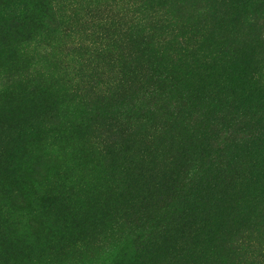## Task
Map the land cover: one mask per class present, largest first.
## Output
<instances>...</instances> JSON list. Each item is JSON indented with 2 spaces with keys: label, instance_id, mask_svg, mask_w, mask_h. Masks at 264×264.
I'll list each match as a JSON object with an SVG mask.
<instances>
[{
  "label": "trees",
  "instance_id": "obj_1",
  "mask_svg": "<svg viewBox=\"0 0 264 264\" xmlns=\"http://www.w3.org/2000/svg\"><path fill=\"white\" fill-rule=\"evenodd\" d=\"M96 1H101L104 9L99 16L91 15L88 37L93 42L83 45L107 59L113 43L108 44L102 33L110 30L112 17L107 11L114 9L115 0ZM81 4L82 0L1 1L0 20L21 18L28 22L39 16L43 20L41 34L56 38L70 23L69 6ZM28 5L32 15L23 16ZM123 5L129 25L118 38L127 40L132 60L143 61L145 69L126 82L102 77L107 69L99 77L94 75L99 58L78 63L74 77L47 73L42 65L33 76L53 86L57 94L52 97L53 111L39 107L37 118L26 127L30 135L39 133L36 148H22L25 139L20 136L15 149L9 150L6 143H2L4 150L0 149V172L15 180V186L24 190V198L44 201L45 194L49 201H61L62 205L75 201V194L66 192L71 189L66 179H72L67 172L72 163L63 165L66 172L61 176L66 178L46 173L45 182L36 180L35 174L43 175L52 166L49 163L56 164L61 157L77 161L85 152H101L105 158L115 153L122 160L112 185L116 201H122L111 214L116 219L101 232L88 228L83 239L74 240L70 230L78 221H63L67 218L60 214L64 208L52 207L56 222L47 224V243L26 233L34 227L24 221L15 240L3 235L0 252L22 240L41 249L52 244V237H59L53 243H71L77 251L108 243L114 252L132 247L140 253L181 237L178 260L183 264L204 251L216 212L234 195L252 190L250 206L241 211L250 216V224L236 234L227 250L239 255L231 264H264V201H260L264 199V0H123ZM39 54V61L56 67L57 60L49 61L47 51ZM60 64L58 61L57 66ZM18 70L5 71L2 81L13 84L29 76V72L22 76ZM155 78L168 80L182 91L180 96L172 93L163 101L172 111L170 120L151 128L152 119L147 117L121 128V119L113 112L149 99ZM58 111L80 122L77 131L86 122L102 123L94 131L96 143L91 137H77L70 125L57 126L50 136L41 134L56 124ZM30 175L33 180L27 183L25 177ZM38 208L36 203L19 217H30ZM70 236L72 241H65ZM56 254L53 251L49 256L52 263L57 262Z\"/></svg>",
  "mask_w": 264,
  "mask_h": 264
},
{
  "label": "rangeland",
  "instance_id": "obj_2",
  "mask_svg": "<svg viewBox=\"0 0 264 264\" xmlns=\"http://www.w3.org/2000/svg\"><path fill=\"white\" fill-rule=\"evenodd\" d=\"M16 1L21 2L23 0ZM123 6V0H115L112 5L114 9L107 11L109 12L108 15L112 17L110 20L112 24L109 25L110 30L104 29L102 34L108 38V44L113 43L112 55L110 57L106 55L107 59H104V56L98 51H91L83 45L90 44V41L93 42V39L88 37L90 33L88 26L91 22V15L96 17L102 13L101 10L104 8L101 1L82 0V4L77 8L76 5L69 6V10L66 12L70 15V23L61 28V32L56 38L47 37L46 33L41 34L43 20L39 16H34V21L28 22L21 18L13 21L0 20V149L4 150L2 143L8 144L9 150L15 149L20 136L25 139L20 145L22 148L26 146L36 148L39 133L30 135L26 131V127L30 125L29 123L33 119L37 118L39 107H45L43 110L46 111L52 109V97L57 94L53 92V86L47 85L46 81H38V78L33 76L39 74L43 66V70L47 73L51 72L62 77H74L75 67L78 63L81 65L82 62L88 61L90 58H99L100 64L95 67L94 75L99 77L100 73L107 69L102 77L104 75H107L105 77L107 79L119 77L126 82L133 79L137 72L145 69L146 65L143 61L134 62L132 60L131 47L127 40L118 38L120 31L129 25L128 17L123 15L127 7L123 8ZM28 12L32 15L30 5L25 8L22 15L24 16ZM43 51L48 52L49 61L56 59L57 65L58 61H61L59 67L57 65L56 67H49L50 65L39 61V53ZM119 58H123L124 62L120 63ZM16 68L19 69L17 72L20 75L23 76L24 73L29 72V76L13 84L7 83L6 80L5 82L2 81L6 76L2 75L5 74V71ZM177 88L168 80L165 82L155 78L150 88L152 93L148 97L149 99L138 105L126 104L127 106L116 111L117 114L113 112L115 117L121 119V128H128L133 122L147 117L152 119L151 128L169 121L172 111L163 104V101L169 98L172 93H177L180 96L182 91ZM161 105H164L165 108H161ZM56 114L59 115L56 124L47 126L48 131H43L41 134L50 136L57 126L66 127L70 125L76 130L77 137L83 139L91 137L92 142L96 143L94 131L102 123L86 122L77 131L76 123H80L79 121L66 118L61 111L56 112ZM69 119H71V123ZM77 151L79 153L84 152L79 149ZM57 160L59 161H55L56 164L49 163L52 166L48 171L44 170L43 175L35 174V179H44L45 182H48L44 178V176L48 177L46 173H50L51 177L57 173L60 177L66 172L62 169L63 165L65 167L71 162L73 168L67 172L71 174L72 179H66L71 189L66 192L71 196L74 193L73 199L75 201L66 205H62L61 201H49L45 194L41 198L44 201H28L27 197H23L24 190L22 191L19 186H15V180L7 178V175L0 172V242H4L3 235H8L15 240L17 229L22 225L20 222L30 221L34 228H31V231L28 228L26 233L29 231L30 234L38 237L40 243H47L49 240L46 238L47 224L56 222L54 221L55 215L50 212L52 207L64 208L60 214L66 215L67 218H63V221H71L74 218L78 221L77 224H73L70 230L74 240L83 239L88 228L97 229V232H101L103 227L116 219V217L112 218L111 214H115V210L117 211V207L122 204V201H116L115 196H113L112 185H114L113 177L116 172L121 170L122 160L119 159V156L113 153V156L111 154L105 158L101 152H85L77 161L72 160L69 156ZM25 180L30 183L33 177L30 175L25 177ZM251 193L252 190L248 194L234 195L224 208L216 212L215 226L210 230L213 233L210 234L209 241L204 243V251L198 257H191L183 264H214L218 261H226L231 264L237 261L239 255L229 253L227 249L236 234L241 233L250 224V216H244L241 211L250 206L249 196ZM48 194L50 195V193ZM23 199L27 201H23ZM260 201H264V199ZM36 203L37 208L39 204L42 205L41 210L38 208L30 217H19V214L31 210ZM21 206H26V208L21 209ZM48 217L49 220L46 222ZM91 220H93L92 224ZM36 223L38 226L35 225ZM71 236L65 241L71 242ZM54 240H59V237H52V244L44 245L41 249L29 246L26 240L7 246L6 249L4 247V253L0 252V255L3 253L0 264H179L178 252L182 238H169L154 247L150 246L144 249L140 253H136L132 247L120 248L121 250L118 249L114 252V246L111 248L108 243L103 244L102 248L91 244L77 251L72 248L71 243L64 245L63 241L53 243ZM53 251H57L55 255L57 262L55 263L49 259ZM214 252L215 255L212 254ZM174 256L177 257V260H174Z\"/></svg>",
  "mask_w": 264,
  "mask_h": 264
}]
</instances>
